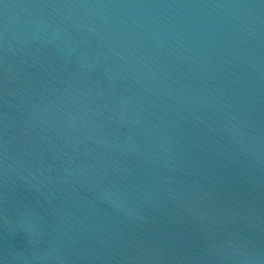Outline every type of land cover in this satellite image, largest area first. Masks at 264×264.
Instances as JSON below:
<instances>
[{"label": "water", "instance_id": "obj_1", "mask_svg": "<svg viewBox=\"0 0 264 264\" xmlns=\"http://www.w3.org/2000/svg\"><path fill=\"white\" fill-rule=\"evenodd\" d=\"M0 264H264V0H0Z\"/></svg>", "mask_w": 264, "mask_h": 264}]
</instances>
